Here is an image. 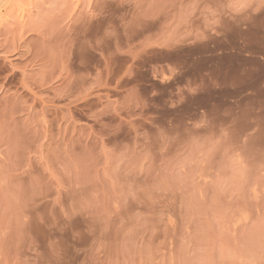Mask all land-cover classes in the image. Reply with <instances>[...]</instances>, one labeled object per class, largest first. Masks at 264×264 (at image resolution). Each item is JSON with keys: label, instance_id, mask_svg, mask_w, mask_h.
Instances as JSON below:
<instances>
[{"label": "rangeland", "instance_id": "374dc122", "mask_svg": "<svg viewBox=\"0 0 264 264\" xmlns=\"http://www.w3.org/2000/svg\"><path fill=\"white\" fill-rule=\"evenodd\" d=\"M259 33L264 0H0V264H264Z\"/></svg>", "mask_w": 264, "mask_h": 264}, {"label": "crops", "instance_id": "0c3cea01", "mask_svg": "<svg viewBox=\"0 0 264 264\" xmlns=\"http://www.w3.org/2000/svg\"><path fill=\"white\" fill-rule=\"evenodd\" d=\"M180 42L178 39H172L168 35H163V74H173L179 72L186 64H194V57L186 51L176 48ZM242 43H244L242 41ZM247 45V43H244ZM175 48V50H173ZM183 52V54H182ZM227 57L222 55L218 59ZM175 58L178 63L173 64L170 60ZM241 63L239 75H241V86H255L259 88L260 93L264 96V33L257 34L254 53H245L238 55ZM203 61L207 63L208 78L211 79V73L215 71L217 62L214 54L208 53L203 56Z\"/></svg>", "mask_w": 264, "mask_h": 264}]
</instances>
